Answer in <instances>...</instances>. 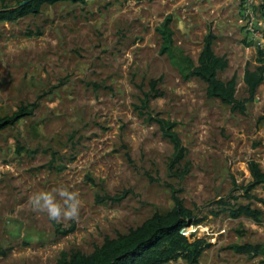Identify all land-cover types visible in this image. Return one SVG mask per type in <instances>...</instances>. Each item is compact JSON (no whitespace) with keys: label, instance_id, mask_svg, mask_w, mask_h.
<instances>
[{"label":"rangeland","instance_id":"rangeland-1","mask_svg":"<svg viewBox=\"0 0 264 264\" xmlns=\"http://www.w3.org/2000/svg\"><path fill=\"white\" fill-rule=\"evenodd\" d=\"M19 1L0 0L15 7ZM242 0H87L44 5L39 14L0 22V117L36 103L32 116L0 131V264H56L74 252L92 254L174 206L173 189L203 218L184 230L212 247L198 264H264L232 251L234 244H264L262 223L230 218L216 203L264 210V185L252 183L249 163L264 171V83L246 114L209 99L206 85L185 78L160 52L156 29L172 17L175 45L197 63L209 29L215 53L226 57L222 81L256 65L260 40L246 31ZM264 0L256 7L261 18ZM182 25V27H181ZM151 80L163 97L155 115L177 124L190 164L172 176L173 146L137 107ZM65 185L81 199L79 218L56 223L27 204L41 189ZM237 200H233V198ZM168 264H188L184 260Z\"/></svg>","mask_w":264,"mask_h":264},{"label":"trees","instance_id":"trees-1","mask_svg":"<svg viewBox=\"0 0 264 264\" xmlns=\"http://www.w3.org/2000/svg\"><path fill=\"white\" fill-rule=\"evenodd\" d=\"M24 1L27 3L21 5ZM24 1H19L17 6L11 8L3 6L0 9V22H14L28 15L39 14L44 5H54L59 2L81 4L87 2V0ZM171 24L172 17L169 16L156 29L161 38L160 52L179 68L185 78H196L202 81L207 86L206 95L209 99L219 100L222 104L229 106L232 112L246 114L247 103L256 98L258 89L264 83V51L258 50L257 65L253 69L248 67L244 73V83L249 97L241 101L237 98L236 77L234 76L229 81H222L219 78L220 72L228 68L229 62L226 57H220L214 51V43L217 40L215 33L211 29L208 30L197 63H195L192 58L186 56L176 47ZM149 86L150 90L144 92L137 109L149 123L158 126L164 139L173 146L174 151L167 167L172 176L184 179L190 171V164H184L187 149L177 131V124L152 112L151 102L164 95L159 89V80H151ZM36 108V103L30 106H21L12 115L0 117V131L32 116ZM249 171L253 181L242 189L243 196L255 199L251 192L256 187L264 185V171L256 162L249 163ZM256 200L264 204V199ZM173 201L174 206L168 212L154 214L127 234L120 235L115 239L107 238L103 245L96 248L92 254L85 255L81 252H74L70 256L63 255L56 264H168L178 260H184L188 264H198L204 252L211 248L212 244L204 238L187 236L182 233V230L201 225L205 217L200 218L188 209L174 189ZM216 204L222 209L212 212L211 214L214 216H219L221 212H227L230 218L246 217L257 224L262 223L264 218V210L251 203H230L220 199ZM229 248L235 253L246 255L249 258L261 257L264 263V244H234Z\"/></svg>","mask_w":264,"mask_h":264},{"label":"clouds","instance_id":"clouds-1","mask_svg":"<svg viewBox=\"0 0 264 264\" xmlns=\"http://www.w3.org/2000/svg\"><path fill=\"white\" fill-rule=\"evenodd\" d=\"M27 204L33 211L46 214L50 221L58 224L77 220L81 209L79 193L65 185L33 192L28 197Z\"/></svg>","mask_w":264,"mask_h":264},{"label":"built area","instance_id":"built-area-1","mask_svg":"<svg viewBox=\"0 0 264 264\" xmlns=\"http://www.w3.org/2000/svg\"><path fill=\"white\" fill-rule=\"evenodd\" d=\"M241 2L242 16L246 31H248L253 38L260 40L259 45L261 50L264 51V9H262V16L259 18L257 17L256 12V7L259 4V0H242ZM185 229L182 230L183 234H185Z\"/></svg>","mask_w":264,"mask_h":264},{"label":"water","instance_id":"water-1","mask_svg":"<svg viewBox=\"0 0 264 264\" xmlns=\"http://www.w3.org/2000/svg\"><path fill=\"white\" fill-rule=\"evenodd\" d=\"M27 3V1H24L21 5H25Z\"/></svg>","mask_w":264,"mask_h":264}]
</instances>
